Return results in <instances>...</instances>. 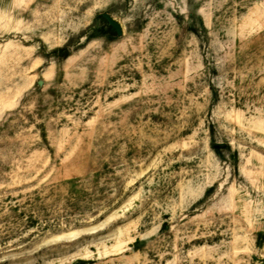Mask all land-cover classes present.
Masks as SVG:
<instances>
[{"label":"rangeland","instance_id":"rangeland-1","mask_svg":"<svg viewBox=\"0 0 264 264\" xmlns=\"http://www.w3.org/2000/svg\"><path fill=\"white\" fill-rule=\"evenodd\" d=\"M0 264H264V0H0Z\"/></svg>","mask_w":264,"mask_h":264},{"label":"bare ground","instance_id":"bare-ground-1","mask_svg":"<svg viewBox=\"0 0 264 264\" xmlns=\"http://www.w3.org/2000/svg\"><path fill=\"white\" fill-rule=\"evenodd\" d=\"M98 227H99V225H94V226H89V227H85V228H81V229H77V230L75 229V230L55 234L54 236H52L47 241L48 242H57V241H61V240H71V239L78 237L79 235H81L83 233L93 232Z\"/></svg>","mask_w":264,"mask_h":264},{"label":"water","instance_id":"water-1","mask_svg":"<svg viewBox=\"0 0 264 264\" xmlns=\"http://www.w3.org/2000/svg\"><path fill=\"white\" fill-rule=\"evenodd\" d=\"M103 16L107 19L108 23L111 26V29L119 35L123 34V27L115 18L111 15L104 13Z\"/></svg>","mask_w":264,"mask_h":264},{"label":"trees","instance_id":"trees-1","mask_svg":"<svg viewBox=\"0 0 264 264\" xmlns=\"http://www.w3.org/2000/svg\"><path fill=\"white\" fill-rule=\"evenodd\" d=\"M67 55H68V53H67Z\"/></svg>","mask_w":264,"mask_h":264}]
</instances>
